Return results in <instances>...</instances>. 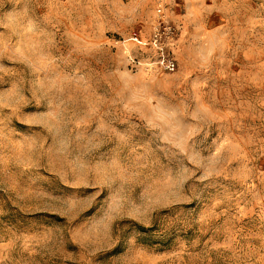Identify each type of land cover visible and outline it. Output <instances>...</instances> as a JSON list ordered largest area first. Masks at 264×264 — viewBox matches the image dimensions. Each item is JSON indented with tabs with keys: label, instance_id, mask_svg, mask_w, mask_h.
Masks as SVG:
<instances>
[{
	"label": "rangeland",
	"instance_id": "374dc122",
	"mask_svg": "<svg viewBox=\"0 0 264 264\" xmlns=\"http://www.w3.org/2000/svg\"><path fill=\"white\" fill-rule=\"evenodd\" d=\"M0 264H264V0H0Z\"/></svg>",
	"mask_w": 264,
	"mask_h": 264
},
{
	"label": "built area",
	"instance_id": "2783aa9c",
	"mask_svg": "<svg viewBox=\"0 0 264 264\" xmlns=\"http://www.w3.org/2000/svg\"><path fill=\"white\" fill-rule=\"evenodd\" d=\"M157 14L161 16V9H157ZM161 18V17H160ZM160 22L157 24V27L155 28L153 34H152V39L151 42L157 46H161L163 43V40L169 36V34L173 35V29L171 27H167L165 24H162L163 21L159 19ZM132 40L135 42L138 41V37L133 36ZM164 67L166 70H169L172 67V62L169 60H166L163 63Z\"/></svg>",
	"mask_w": 264,
	"mask_h": 264
},
{
	"label": "snow or ice",
	"instance_id": "6c2138e0",
	"mask_svg": "<svg viewBox=\"0 0 264 264\" xmlns=\"http://www.w3.org/2000/svg\"><path fill=\"white\" fill-rule=\"evenodd\" d=\"M84 195H87V194H89V193H83ZM95 209H93V211H94Z\"/></svg>",
	"mask_w": 264,
	"mask_h": 264
}]
</instances>
